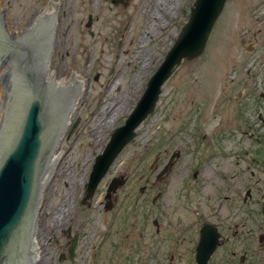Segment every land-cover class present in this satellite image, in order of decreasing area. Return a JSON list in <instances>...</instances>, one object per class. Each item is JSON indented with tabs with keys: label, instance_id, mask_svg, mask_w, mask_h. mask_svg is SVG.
Segmentation results:
<instances>
[{
	"label": "rangeland",
	"instance_id": "1",
	"mask_svg": "<svg viewBox=\"0 0 264 264\" xmlns=\"http://www.w3.org/2000/svg\"><path fill=\"white\" fill-rule=\"evenodd\" d=\"M195 1L48 0L59 17L52 70L88 81L76 93L54 181L43 187L44 264H196L204 222L222 235L209 264H228L232 253L229 264H264V0L227 1L204 53L166 82L154 114L90 205L82 203L96 157L135 109ZM41 8L42 0H0L8 32L27 28ZM1 105L3 94L0 113ZM114 179L126 183L108 198Z\"/></svg>",
	"mask_w": 264,
	"mask_h": 264
},
{
	"label": "water",
	"instance_id": "2",
	"mask_svg": "<svg viewBox=\"0 0 264 264\" xmlns=\"http://www.w3.org/2000/svg\"><path fill=\"white\" fill-rule=\"evenodd\" d=\"M227 1H196L189 22L151 78L136 109L125 125L115 130L104 152L96 158L83 204L90 205L89 200L116 157L135 138L140 124L153 114L161 88L176 67L184 59L193 61L204 53ZM53 13L54 2L42 0V8L35 11L29 27L9 32L11 37L0 17V84L4 101L0 113V264H35L40 241L34 239V232L41 187L53 162L60 161V151L52 153L51 157L50 153L61 139L79 82L88 81L72 71L67 78L51 79L52 70L43 66L48 64V38L52 43ZM32 28L37 33L28 36ZM21 33L23 37H13ZM9 59L12 62L4 65ZM178 155L175 153L173 159ZM171 165L172 162L159 178ZM125 183L126 180L114 179L108 198ZM112 207L109 202L107 209ZM219 239L216 228L207 226L202 230L198 264H208ZM75 247L76 240L70 248L72 257Z\"/></svg>",
	"mask_w": 264,
	"mask_h": 264
},
{
	"label": "bare ground",
	"instance_id": "3",
	"mask_svg": "<svg viewBox=\"0 0 264 264\" xmlns=\"http://www.w3.org/2000/svg\"><path fill=\"white\" fill-rule=\"evenodd\" d=\"M58 18L59 17L57 16V11L54 9V13H53V31L55 29L57 30L58 23L55 26V22L59 20ZM53 52L46 53L47 54L46 57H47L48 64H43V66L45 67V69H51L52 70ZM52 73H53V76H52L51 79L67 78V76H61L58 71L55 72V71L52 70ZM80 79H82L81 76H80ZM82 84H83V81H80L79 82V85H78V88H77V91L79 90V88H80V86ZM77 91H76V93H77ZM1 96H2V87L0 85V98H1ZM78 100H79V96H77L75 94V97H74V100H73V103H72V106H71V109H70V112H69V115H68V118H67V121H66V124H65V127H64V130H63V133H62V136H61V139H60V141H57L56 142L53 153L58 152V147H59V144L62 141V137L64 136V134L68 130V128L72 125V122H73V114L76 111V105L78 103ZM99 127L101 129H104L105 126L103 125V123H101L99 125ZM59 163H60L59 161H54L53 162V165H52V167L50 169V172H49V174H48V176L46 178V181L44 183V187L48 184V182H50V181L53 182L54 181V179L51 180L52 178H54V177H51L52 176V170H54L58 166ZM64 216L66 217V214ZM41 227H42V222L37 221V224H36V227H35V236H34V239L37 240V241H40V242H39V247H38V252H37L35 264H44L45 263L44 257H42V252H41V250L43 248L42 243H43V240H44L43 239V233H42ZM55 228H56V225L55 224H52L51 225V230L53 231L54 234L57 233V231L54 230ZM45 229H46L45 232H47L49 230V228H48V226L46 224H45ZM69 256L72 257L71 254H69Z\"/></svg>",
	"mask_w": 264,
	"mask_h": 264
},
{
	"label": "flooded vegetation",
	"instance_id": "4",
	"mask_svg": "<svg viewBox=\"0 0 264 264\" xmlns=\"http://www.w3.org/2000/svg\"><path fill=\"white\" fill-rule=\"evenodd\" d=\"M180 14H181V10H180ZM262 166H264V164H262ZM246 221L245 220H240L239 222H235L234 224H233V226H239L240 224H243V223H245ZM262 222H256V227L259 229V230H261L262 229V224H261ZM233 226H231V224L230 225H227V231H230L231 229H232V227ZM234 227V228H235ZM231 239H229V238H226V242H229ZM264 241V237L263 236H259V242L260 243H262ZM259 247H261V245H259ZM170 251H172V249H170V250H167V252H170ZM261 252V248H255L254 249V251H253V253H260ZM232 256L234 257V255H233V253L231 254V260H232ZM230 259L228 260V259H226V262L229 264V262L231 261ZM257 262H260V264H262V259L261 258H259L258 260H257ZM258 264V263H257Z\"/></svg>",
	"mask_w": 264,
	"mask_h": 264
}]
</instances>
